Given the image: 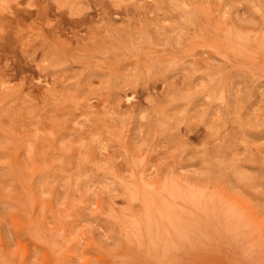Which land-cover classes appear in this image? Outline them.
<instances>
[{"label":"rangeland","instance_id":"1","mask_svg":"<svg viewBox=\"0 0 264 264\" xmlns=\"http://www.w3.org/2000/svg\"><path fill=\"white\" fill-rule=\"evenodd\" d=\"M0 264H264V0H0Z\"/></svg>","mask_w":264,"mask_h":264}]
</instances>
